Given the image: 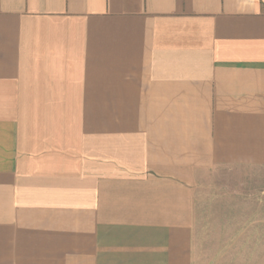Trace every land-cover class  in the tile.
Returning a JSON list of instances; mask_svg holds the SVG:
<instances>
[{"label":"crops","instance_id":"0c3cea01","mask_svg":"<svg viewBox=\"0 0 264 264\" xmlns=\"http://www.w3.org/2000/svg\"><path fill=\"white\" fill-rule=\"evenodd\" d=\"M241 170L264 0H0V264H264Z\"/></svg>","mask_w":264,"mask_h":264},{"label":"rangeland","instance_id":"374dc122","mask_svg":"<svg viewBox=\"0 0 264 264\" xmlns=\"http://www.w3.org/2000/svg\"><path fill=\"white\" fill-rule=\"evenodd\" d=\"M227 172L228 170H224L223 173L221 174L227 175ZM232 176L233 177L230 182L233 183V187L231 186L233 190L235 189L234 186L237 185L239 179L237 178V174L233 173ZM219 182L222 181L219 180ZM213 186L215 189H217L216 184H213ZM224 191L226 190L224 189ZM241 193L246 194L248 197H252L256 199V200L254 199L250 200V204H248L249 202L244 203L243 201H241V204L243 205L247 204V209L241 210V222L243 220H246V218L250 217L248 214L246 215V213H248V210H251L252 212L250 213L252 214L254 209H257L259 207H261V212L260 215L256 218H262V216L264 215V173H258V172L255 173L249 170H244V171L241 170ZM257 197L259 199H257ZM251 217H254V215H252ZM262 219H264V217ZM262 236L264 237V234ZM258 251L263 252L264 247L259 248ZM263 257H264V253H263Z\"/></svg>","mask_w":264,"mask_h":264}]
</instances>
